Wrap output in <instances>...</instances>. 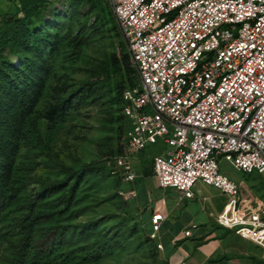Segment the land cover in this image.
<instances>
[{
  "label": "built area",
  "instance_id": "obj_1",
  "mask_svg": "<svg viewBox=\"0 0 264 264\" xmlns=\"http://www.w3.org/2000/svg\"><path fill=\"white\" fill-rule=\"evenodd\" d=\"M107 1L137 76L122 93L131 127L117 165L161 145L158 186L187 199L197 183L227 194L216 222L264 249V208L243 206L219 164L264 180V0ZM162 219L153 214L152 239Z\"/></svg>",
  "mask_w": 264,
  "mask_h": 264
},
{
  "label": "rangeland",
  "instance_id": "obj_2",
  "mask_svg": "<svg viewBox=\"0 0 264 264\" xmlns=\"http://www.w3.org/2000/svg\"><path fill=\"white\" fill-rule=\"evenodd\" d=\"M71 3L48 0L44 8L45 22L55 25L61 21L65 32L70 28L76 35L78 30L81 39L66 43L58 54L49 56L54 69L39 106L42 110L92 79L113 54L126 53L125 39L114 20L92 27L94 15L90 14L89 4L82 1L72 11ZM15 11L16 0H0V24ZM115 79L124 82L119 93L97 92L80 97L66 120L50 133L44 147L31 143L22 147L17 162L22 192L1 226L0 264H13L21 239L18 218L29 212L41 188L61 181L71 169L88 162H98L103 169L85 177L71 211L39 225L38 237L50 226H69L59 249L44 264H168L158 242L149 237L146 215L150 204L141 183L143 176L152 173L154 156L162 146H150L134 155L128 169L117 165L130 131L122 101V92L130 81L118 74ZM219 164L221 172L239 187L243 206L264 208V180L260 174L237 170L223 157ZM127 171L136 175L135 180L126 179ZM62 208L37 202L36 212ZM226 236L238 237L233 230Z\"/></svg>",
  "mask_w": 264,
  "mask_h": 264
},
{
  "label": "trees",
  "instance_id": "obj_3",
  "mask_svg": "<svg viewBox=\"0 0 264 264\" xmlns=\"http://www.w3.org/2000/svg\"><path fill=\"white\" fill-rule=\"evenodd\" d=\"M82 1L89 4L90 14L94 15L92 27L104 24L105 20L116 23L107 0H72V11ZM47 5L48 0H16V11L0 24V244L1 226L22 192L17 163L22 147L28 143L44 147L50 133L66 120L80 97L97 92L119 93L124 82L115 79L117 74L127 77L130 81L128 88L137 83L126 46V53L113 54L99 66L92 79L40 109L54 69L49 56L58 54L66 43L81 39L78 30L76 35L70 28L65 32V24L61 21L55 25L45 22L44 8ZM88 22L85 20L82 30ZM126 144L127 140L124 149L120 150L121 155ZM102 169L98 162H88L71 169L61 181L41 188L35 202L30 204L29 212L18 218L21 239L16 246L13 264H44L48 256L59 249L69 226H50L38 237L39 225L70 212L85 177ZM54 196L56 198L51 200ZM37 202L42 205L49 202L51 208L63 205V208L36 212Z\"/></svg>",
  "mask_w": 264,
  "mask_h": 264
},
{
  "label": "crops",
  "instance_id": "obj_4",
  "mask_svg": "<svg viewBox=\"0 0 264 264\" xmlns=\"http://www.w3.org/2000/svg\"><path fill=\"white\" fill-rule=\"evenodd\" d=\"M145 196L149 198L147 222L152 231V216L161 213L156 241L168 264H255L264 262V249L254 242L226 236L228 228L216 217L223 211L229 196L220 190L197 183L192 199L181 198L173 188H160L151 174L142 177ZM141 185V184H140ZM195 226V227H193Z\"/></svg>",
  "mask_w": 264,
  "mask_h": 264
}]
</instances>
